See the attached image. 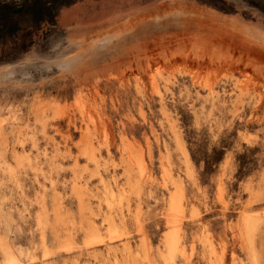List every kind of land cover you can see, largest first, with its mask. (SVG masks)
<instances>
[{"label": "rangeland", "instance_id": "374dc122", "mask_svg": "<svg viewBox=\"0 0 264 264\" xmlns=\"http://www.w3.org/2000/svg\"><path fill=\"white\" fill-rule=\"evenodd\" d=\"M4 1L0 236L20 264H114L109 246L127 264L124 243L145 240L165 264L178 189L184 251L170 264H264V1ZM101 177L119 197L113 242ZM81 203L105 236L96 246L84 243ZM246 213L258 218L250 239Z\"/></svg>", "mask_w": 264, "mask_h": 264}, {"label": "bare ground", "instance_id": "6f19581e", "mask_svg": "<svg viewBox=\"0 0 264 264\" xmlns=\"http://www.w3.org/2000/svg\"><path fill=\"white\" fill-rule=\"evenodd\" d=\"M42 111H43V109H42ZM4 131L5 130H3V125L1 124V121H0V138L2 137V133ZM4 141H2V143ZM180 142H181V140H180ZM83 144H85V143H83ZM88 145H89V147H87L84 150V151H86L87 156L90 158V159L88 158V160H91L92 159L93 161H96L97 162L96 155L94 153L93 148L91 147L93 144L89 143ZM0 148H1V146H0ZM182 150H183V152L185 154L186 162L188 164L190 162V160L188 158L189 157L188 156V152H187V150H184V149H182ZM15 156H17V155H15ZM138 156H136V157H138ZM16 158H14V159H16ZM133 160H135V159L133 158ZM136 160H137V163L136 164H138V167L140 169H144L145 168V165L143 163V160H139V159H136ZM3 163L5 165L8 164L7 161H4ZM16 163H18V162H16ZM8 170H10V168ZM11 172H12V170H11ZM12 174H14V173H12ZM101 182L103 183V185H105V187H104V189H105L104 192L106 194V196H105L106 197V200L105 201H106V204L108 205V208H109V211L104 216V219H103V222L102 223L103 224L105 223L104 225L106 227L105 226L104 227L106 228V231H107V233H106L107 234V237L110 239V241L113 242L115 239L120 238L124 234V232H123L124 230L122 231L121 228H120V225H117L118 223L115 222V219H114V216H113V213H112V210H111L113 208L114 202L116 200H118L119 197L116 194V191L111 187V185H109V183H107L108 181L104 177H101ZM80 194H81L80 195V200H81L82 203H84V198H83L84 194L83 193H80ZM168 202H169V206H168V212H167V223L172 227V230L170 232H167V234L165 235V238H164V240H165L164 241V244H165V246L167 248L168 255H169L167 259H164L165 264H170L169 261L172 260V257L176 254V252H183L184 251L183 248H182L181 235H180V232H179L180 231V225H181L182 220H183V214H184L183 194H182V191L180 189H178V191L171 196V198H170V200ZM41 204H42V213H41V216L39 218V224L41 223V226L43 225L42 227H44V225H47V222H48L47 219H49V216H48V209H47V206H46L45 201L42 202ZM81 206H82V210L84 212L90 211L89 212L90 216L88 218L89 221L87 219V222H88L87 227L88 228L86 230V240H85L84 243L87 246H96L97 244H99V243H101L103 241L102 238H105V236L103 237L102 234H101V229H100V226L101 225H98L95 220L90 219V218H93L92 217V214H93L94 211H93V209L91 207L88 206V203L87 204H82ZM56 207L53 209V214L55 216V222L56 223H62L63 220H64V215L62 214V211H61L60 207L59 206H56ZM251 214L250 213H248V214L246 213V215H244V219H243L244 220V228H245V230L244 229L243 230H244V232L246 234H248L249 239L253 237L254 232H256V229L258 227V218L255 217V215H254V217L257 218V220H256L253 217V215H251ZM73 223H74V220H73ZM53 225H54V223H53ZM52 229L55 232L57 228L56 227H53ZM58 230L56 232L59 235V231ZM56 232H55V234H56ZM67 232L68 233H66V235L63 236L64 238H63V242H62V244H63L62 247L65 250H70L71 247H73V246H71L72 240H73L72 239L73 238V235H72V232L70 230H67ZM43 238H44V236H43ZM206 240H207V238H206ZM248 244H250L249 241H248ZM139 246H141V248L139 247L140 248L139 250L134 249V247L130 244V242L129 241H126L124 243V246L121 248V250H122V259L125 260V261H128L127 264H136L139 256H141L142 259H143L142 260L143 263L145 262L147 264H156V259L154 257V253H153V250H152V247H151V244L149 243V241H146L145 240L143 242V244L142 245H139ZM249 247H250V245H249ZM110 249H111V247L109 246V249L106 251V252H108V256H111L110 253H112V256L113 257L112 256L111 257L115 261L114 264H116V263L119 264L121 259H119L120 256L118 255V253L116 251L117 249H115V247H114L113 250H110ZM0 250H1L2 255H3V262H2L3 264H20V262H21L20 259L17 257V255L15 254V252L13 251V249H11L4 242V240L1 238V236H0ZM253 253L254 254H252V257L251 258H252L253 261L257 262V255L255 254L256 252L253 251Z\"/></svg>", "mask_w": 264, "mask_h": 264}, {"label": "flooded vegetation", "instance_id": "af4514ba", "mask_svg": "<svg viewBox=\"0 0 264 264\" xmlns=\"http://www.w3.org/2000/svg\"><path fill=\"white\" fill-rule=\"evenodd\" d=\"M61 1V0H60ZM63 2H66V1H69V0H62ZM76 1H78V0H76ZM74 3V2H73ZM65 8H67V6H65V5H59V7L57 8L59 11H61L62 9L64 10ZM18 11H20V8H17V12ZM17 15V14H16ZM16 15H14V16H16ZM76 13H72V14H68L67 15V17H66V19L67 20H69V19H73V18H75L76 16Z\"/></svg>", "mask_w": 264, "mask_h": 264}, {"label": "water", "instance_id": "95a60500", "mask_svg": "<svg viewBox=\"0 0 264 264\" xmlns=\"http://www.w3.org/2000/svg\"><path fill=\"white\" fill-rule=\"evenodd\" d=\"M27 0H5L4 2H16V3H20V4H23L25 3ZM264 1V0H262Z\"/></svg>", "mask_w": 264, "mask_h": 264}, {"label": "crops", "instance_id": "0c3cea01", "mask_svg": "<svg viewBox=\"0 0 264 264\" xmlns=\"http://www.w3.org/2000/svg\"><path fill=\"white\" fill-rule=\"evenodd\" d=\"M24 4V3H23ZM22 4H20V6H21Z\"/></svg>", "mask_w": 264, "mask_h": 264}]
</instances>
